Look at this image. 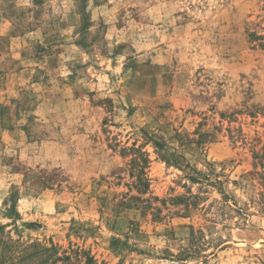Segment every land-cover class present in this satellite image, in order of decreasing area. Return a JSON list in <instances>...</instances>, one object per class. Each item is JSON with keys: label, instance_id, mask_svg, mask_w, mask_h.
<instances>
[{"label": "rangeland", "instance_id": "obj_1", "mask_svg": "<svg viewBox=\"0 0 264 264\" xmlns=\"http://www.w3.org/2000/svg\"><path fill=\"white\" fill-rule=\"evenodd\" d=\"M0 239L53 264H264V0H0Z\"/></svg>", "mask_w": 264, "mask_h": 264}, {"label": "trees", "instance_id": "obj_2", "mask_svg": "<svg viewBox=\"0 0 264 264\" xmlns=\"http://www.w3.org/2000/svg\"><path fill=\"white\" fill-rule=\"evenodd\" d=\"M260 38L259 35L251 34V39ZM259 45H263L259 43ZM144 134L146 132L142 130ZM147 135V134H146ZM156 145H160L158 141H154ZM123 153L122 156L128 158L125 163L128 172L129 180L124 182L128 187V191L134 190L137 194H146L149 190V178L147 177L146 168L149 164V157L146 150H143L142 146H136L135 143H132L131 146H125L121 149ZM117 178L119 180L123 179V176L118 174ZM124 199L134 200L136 202H148V198H143L140 195L128 194L125 193ZM122 203H125L123 200ZM149 203L146 204V207H149ZM156 211H158L156 209ZM32 248V251L26 252V249ZM51 250L53 246L48 247L39 243L31 244L28 247L16 246L15 244H7V242L0 239V264H23L28 261L29 264H46L49 259L52 258ZM23 253V255H22ZM75 254L76 251H75ZM60 259V258H56ZM64 260L69 261L70 256L63 257ZM93 261V257H87V262L90 263ZM49 264H53V259L50 260Z\"/></svg>", "mask_w": 264, "mask_h": 264}]
</instances>
